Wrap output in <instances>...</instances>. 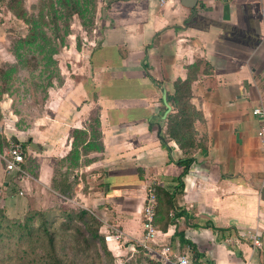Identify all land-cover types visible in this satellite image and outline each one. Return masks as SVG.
I'll return each instance as SVG.
<instances>
[{"label": "crops", "instance_id": "obj_1", "mask_svg": "<svg viewBox=\"0 0 264 264\" xmlns=\"http://www.w3.org/2000/svg\"><path fill=\"white\" fill-rule=\"evenodd\" d=\"M105 4L90 71L54 108L63 117L54 126L64 127L50 137L49 180L58 158L76 148L82 157L91 142L87 155L97 158L82 172L94 181L86 191L80 177L79 195L99 208L105 233L119 228L144 241L154 183L156 242L171 248L161 264H177L181 254L191 264H264V120L253 112L264 109V0ZM45 160L39 156V175ZM3 177L0 169V195ZM248 229L260 234V247L242 235Z\"/></svg>", "mask_w": 264, "mask_h": 264}, {"label": "rangeland", "instance_id": "obj_2", "mask_svg": "<svg viewBox=\"0 0 264 264\" xmlns=\"http://www.w3.org/2000/svg\"><path fill=\"white\" fill-rule=\"evenodd\" d=\"M105 1L0 0V169L6 173L0 197L8 200L0 206V264H161L159 255L131 238L121 248L109 245L99 208L79 195L80 177L86 191L94 181L90 170L82 172L97 158L87 155L93 143L81 148L82 157L76 148L72 157L58 158L49 180L47 149L58 128L54 119H63L54 108L90 71ZM90 115L98 138L96 111ZM13 136L25 148L23 172L4 171Z\"/></svg>", "mask_w": 264, "mask_h": 264}, {"label": "built area", "instance_id": "obj_3", "mask_svg": "<svg viewBox=\"0 0 264 264\" xmlns=\"http://www.w3.org/2000/svg\"><path fill=\"white\" fill-rule=\"evenodd\" d=\"M169 0H159L161 4L166 3ZM254 114H257L262 117L264 120V109L262 107H256L253 109ZM261 137H264V125L259 131ZM14 141V140H13ZM25 148L24 145L19 141H14L10 144L7 149L4 160L5 168L7 172H23V165L25 163ZM2 205V199L0 198V206ZM158 207V197L156 185L151 183L148 188V192L144 201L143 207V227H144V241L139 243L143 247H146L149 251L161 255L163 258H168L170 255V245L160 246L161 249L158 250L159 244L156 242L161 231L158 229V226L155 223L156 213ZM114 231H107L105 233V238L109 245H112L114 242L118 244L117 248H120V244L125 239V234L119 228L113 229ZM242 235L251 239L256 247L261 246L260 234L256 231L248 229L242 232ZM153 242V244H146L145 242ZM137 244V243H136ZM177 264H191V260L188 255L181 254L177 257Z\"/></svg>", "mask_w": 264, "mask_h": 264}, {"label": "water", "instance_id": "obj_4", "mask_svg": "<svg viewBox=\"0 0 264 264\" xmlns=\"http://www.w3.org/2000/svg\"><path fill=\"white\" fill-rule=\"evenodd\" d=\"M183 5L193 8L197 4V0H182Z\"/></svg>", "mask_w": 264, "mask_h": 264}, {"label": "trees", "instance_id": "obj_5", "mask_svg": "<svg viewBox=\"0 0 264 264\" xmlns=\"http://www.w3.org/2000/svg\"><path fill=\"white\" fill-rule=\"evenodd\" d=\"M44 231H45V233L49 236V239H50V241L52 242L53 241V237L48 233L49 232V230L46 228V226H45V229H44ZM199 256V255H198ZM58 264H60V262L58 261Z\"/></svg>", "mask_w": 264, "mask_h": 264}]
</instances>
